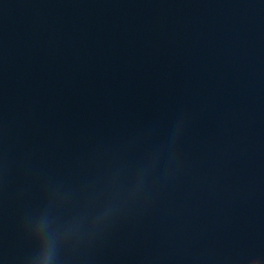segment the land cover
I'll return each mask as SVG.
<instances>
[{
	"label": "water",
	"instance_id": "obj_1",
	"mask_svg": "<svg viewBox=\"0 0 264 264\" xmlns=\"http://www.w3.org/2000/svg\"><path fill=\"white\" fill-rule=\"evenodd\" d=\"M0 264H264V0H0Z\"/></svg>",
	"mask_w": 264,
	"mask_h": 264
}]
</instances>
